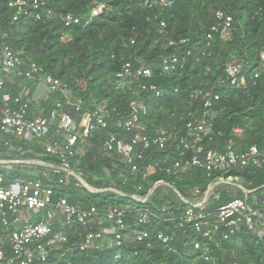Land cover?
Here are the masks:
<instances>
[{"label": "trees", "instance_id": "obj_1", "mask_svg": "<svg viewBox=\"0 0 264 264\" xmlns=\"http://www.w3.org/2000/svg\"><path fill=\"white\" fill-rule=\"evenodd\" d=\"M12 1L0 0V52L1 46L8 43L27 67L35 63L43 72L35 80L17 75L7 83L4 92L16 98L25 97L29 90L32 97L40 84L39 77L50 76L68 87L73 105L83 114L95 110L97 105L104 107L108 113V129L95 131L79 143L80 152L71 160V167L89 186L114 189L122 194L92 193L76 179L58 186L60 175L52 168L0 165L4 187L39 180L55 188L54 201L64 198L83 210L96 208L101 215L102 225L95 221L88 228L57 223L52 235L39 243L60 234L67 237L68 243L60 246L62 250L50 251L46 262L32 264H264V239L252 233L246 223H241L234 233L223 228L222 235L228 238L220 233L207 240L192 229L180 226L178 218L185 205L174 192L175 200L166 194L171 189L157 188L145 206L130 197L147 195L157 182L174 186L187 196L195 188L206 190L210 183L223 177L237 178L245 190L252 192L250 199L261 205L264 165L231 168L208 177L197 169H175L174 164L179 158V138L186 136L189 123L196 120H206L211 127L203 141L206 151L222 152L230 141L243 153L254 146L264 150V0H168V6L152 8L145 7L144 0H40L54 13L41 21L32 16L14 21L16 10L10 7ZM98 4H105V8L95 16L93 8ZM219 11L233 18L227 38L222 36L221 29L213 30L218 26ZM69 14L79 17L81 23L66 27L62 20ZM181 40L188 43L178 45ZM174 54L180 56L179 67L171 74H163L162 61ZM235 59L244 65L245 85L231 89L226 87V67ZM128 62L133 70L151 68L152 78L122 85L117 75ZM152 86L162 93L160 97L151 91ZM195 90L203 91L198 99L192 97ZM215 96L220 100L214 101ZM207 99H213L211 108L205 107ZM58 100L64 101L59 94L48 96L42 104L47 114ZM133 101L144 108L139 116L143 134L154 137L156 131H161L172 137L166 151L154 148L146 151L145 160L139 163L142 172L155 163L159 168L145 180L142 174L132 173L119 153L102 150L103 138L109 132L120 141H131L133 132L120 124L129 119ZM66 111L72 114V106ZM83 114L76 113L78 121ZM85 131L83 128L82 132ZM174 136L178 137L176 141ZM53 138H57L54 129L48 138L33 142L0 132V160L33 159L59 166V159L45 150ZM6 142L12 143L15 149L5 147ZM215 194L220 196V201L213 200L210 211L219 204L244 198L243 191L231 186H221ZM162 208L168 209V213L156 212ZM112 209L125 213L127 230L123 233V246H111L113 236H108L96 241L87 251L73 249L83 243L91 228L99 231L110 227L102 216ZM45 211L48 210L28 211L26 215L30 222L39 223L45 220ZM145 211L160 216L139 224ZM171 217L175 219L169 220ZM15 228L0 224V242L6 253L0 264H20L9 242V234ZM143 232L148 237L138 241L136 234ZM160 233L169 237L167 244L158 239ZM196 244L207 245L209 252L205 253L202 247L197 249ZM118 255L120 258L116 259Z\"/></svg>", "mask_w": 264, "mask_h": 264}, {"label": "built area", "instance_id": "obj_2", "mask_svg": "<svg viewBox=\"0 0 264 264\" xmlns=\"http://www.w3.org/2000/svg\"><path fill=\"white\" fill-rule=\"evenodd\" d=\"M168 6V0H160L155 2L144 0V6L152 8L153 6ZM10 7L16 10L14 21H18L21 17L32 16L37 21L43 18H51L54 13L47 9L46 3L40 0H14L10 3ZM105 8V4H98L93 8V15L98 16ZM216 19L218 26L214 27V31L221 29L222 36L227 38L230 33L233 18L225 16L222 12H217ZM63 23L66 27L79 25L81 19L72 14L63 17ZM164 26V24H162ZM209 39L211 36H208ZM7 38L6 35L4 39ZM134 44V42H132ZM187 40H181L178 45H186ZM175 45V43H171ZM191 52L188 53L190 55ZM180 56L174 54L165 58L161 63L163 74H171L176 71L180 64ZM264 61V54H262ZM20 54L15 53L13 47L8 43L1 46L0 52V132L17 140L24 141H40L48 138L54 129L56 137L53 142L47 143L45 146L46 152L59 159L60 165L55 166L47 164L41 160L26 161L27 165H38L55 170V174L60 175L58 186L68 185L72 179L78 180L84 188L92 193H103L111 191L122 195L114 189L100 190L89 186L79 174L71 167L73 160L80 152L79 143L84 140L89 134L108 129V113L102 106H95V110L85 112L77 106L73 105L71 100L70 90L66 85H63L59 80L47 76L42 79L39 77L40 84L34 90V96H30V91L27 90L25 97L12 98L4 92L8 82H11L14 77L25 76L27 79H34L40 75L43 70L35 63H31L27 68ZM244 65L237 59L232 60L227 64V88H240L245 85L243 78ZM153 71L151 68H139L133 70L130 62L126 63L117 75V78L122 85H131L135 81L142 78H152ZM259 75H257L258 77ZM38 80V78H36ZM145 89V87H144ZM151 91L160 97L162 93L154 86ZM59 94L64 101H56L52 109L47 114L43 107V103L48 100V96ZM203 94L201 90H195L192 93L194 99H198ZM33 95V94H32ZM213 99H207L206 108L212 107ZM220 100L219 96L214 97V101ZM68 106H72V114L66 111ZM131 113L129 119L123 124H120L128 132H133V137L129 143L120 141L114 134L108 133L103 138L104 152L116 151L123 157V163L130 166L132 173L142 174L143 179L159 168V164L155 163L148 168V171L142 172L143 168L139 165L146 156L145 153L151 149L158 151H166L168 143L172 137L161 131H156L154 137H149L143 134L139 126V116L144 110L143 105L137 101H133L130 105ZM82 113V117L78 121L76 113ZM83 128L86 130L82 132ZM211 132V127L206 120H196L188 125L186 136L179 138V158L174 164L175 169L182 171H190L192 169L201 170L211 177L213 174L229 171L231 168L247 169L250 167H262L264 165V150L257 147H251L246 152L237 151L235 143L230 141L227 143L224 151L219 152L206 151L203 146V141ZM239 132V131H236ZM175 137V136H174ZM175 137V141L177 140ZM5 147L9 150H14V146L10 142L5 143ZM189 153H192L188 156ZM3 165H19L25 164L20 160H4L0 161ZM151 172H150V171ZM3 177L0 176V224L7 227H16L9 234L10 246L13 249L14 256L19 260L20 264H32L34 261L46 262L50 251L62 250L60 246L68 243L66 236L60 234L50 239L46 243H39L49 238L53 233V227L58 223L64 226L73 227L82 226L90 227L97 221V224L102 225L99 219V212L96 208L83 210L77 206L71 205L66 199L60 198L54 201L55 188L45 186L41 181L16 182L4 187ZM221 186H231L237 188L244 193V198L234 199L229 202L219 204L213 211H210L213 200L220 201V196L215 194L216 190ZM159 187H167L171 189L185 207L184 211L178 218L182 228L192 229L195 233L202 236L204 239L212 240L216 235H222V229L227 228L230 233H234L241 223H246L249 230L260 239H264V196L261 197V205L258 206L254 199L251 200L252 192L245 190L239 183L237 178H219L216 182L210 183L206 190L200 188L193 189L187 196L180 194L174 186L157 182L149 193L145 196L135 194L130 196L133 200L142 206L147 205L154 191ZM138 193L141 187L137 188ZM124 196V195H123ZM48 210L51 212L48 217L39 223H32L30 219L22 218L24 212H41ZM160 214H167L168 209L162 208L156 211ZM14 219H11V217ZM159 214L145 211L140 216L139 224H146L150 217H158ZM106 222L110 224L109 228H104L99 231H93L86 235L85 240L73 249L79 251H87L91 249L96 241L104 240L108 236H113L111 246L122 247L124 239V231L127 230V224L124 211L112 209L102 216ZM175 218H169L173 220ZM148 237L146 232L136 234L138 241H143ZM228 238V235H222ZM158 239L163 243L169 242V237L160 233ZM197 249L204 248L205 253L209 252L207 245L201 246L196 244ZM6 253L2 242H0V263L5 260ZM118 255L116 259H119Z\"/></svg>", "mask_w": 264, "mask_h": 264}, {"label": "crops", "instance_id": "obj_3", "mask_svg": "<svg viewBox=\"0 0 264 264\" xmlns=\"http://www.w3.org/2000/svg\"><path fill=\"white\" fill-rule=\"evenodd\" d=\"M54 139V138H53ZM17 151H20V149H17ZM5 159H3V160H0V161H4ZM15 160H18V159H15ZM20 161H23L24 163H25V165L27 166V164H26V161H31V159H23V160H21V159H19ZM33 160V159H32ZM0 165H3V164H0ZM4 166V165H3ZM30 166V165H29ZM23 169H25V168H23ZM261 199V198H260ZM45 212H47L45 215V219L48 217V215L51 213V212H49V211H45ZM42 213V212H41ZM27 215H28V213H27ZM27 215H26V212H24V214H23V216H22V218H24V219H27L28 217H27ZM58 223H60V220L58 219Z\"/></svg>", "mask_w": 264, "mask_h": 264}, {"label": "rangeland", "instance_id": "obj_4", "mask_svg": "<svg viewBox=\"0 0 264 264\" xmlns=\"http://www.w3.org/2000/svg\"><path fill=\"white\" fill-rule=\"evenodd\" d=\"M166 194H167L168 196H170L172 199H174V200L176 199V196H175V194L173 193V191L171 192V191H168V190H167V191H166ZM129 238H130V237H129ZM129 238H128V239H129Z\"/></svg>", "mask_w": 264, "mask_h": 264}]
</instances>
